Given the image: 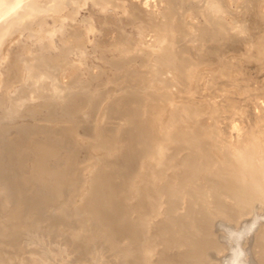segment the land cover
<instances>
[{"label":"bare ground","instance_id":"1","mask_svg":"<svg viewBox=\"0 0 264 264\" xmlns=\"http://www.w3.org/2000/svg\"><path fill=\"white\" fill-rule=\"evenodd\" d=\"M159 3L165 4L161 11L153 8ZM113 33L114 42L102 39ZM107 72L108 83H99ZM228 113L238 114L235 122ZM44 120L53 124H40ZM45 137L53 143L52 163L58 161L48 176L54 173L63 186V210L74 217L84 205L86 210L101 175L118 194L125 192L141 232L127 234L124 244L112 232L120 247L115 264H130L135 256L143 260L144 249L152 252L149 263L160 264L167 248L175 264H202L212 256L216 261L210 264H264V0H0V184L17 190L0 218V264H24L23 242L27 249L36 244L15 236L32 234L41 219L35 202L49 194L39 203L33 199L40 191L29 178L31 156L24 153ZM116 166L121 172L137 167L141 182H150L142 201L129 203L131 178L122 183L123 174L110 173ZM121 204L115 210L126 209ZM158 216L163 219L155 221ZM102 221L100 229L109 230ZM40 225L37 238L43 242L50 233ZM67 236L76 244L84 240Z\"/></svg>","mask_w":264,"mask_h":264},{"label":"rangeland","instance_id":"2","mask_svg":"<svg viewBox=\"0 0 264 264\" xmlns=\"http://www.w3.org/2000/svg\"><path fill=\"white\" fill-rule=\"evenodd\" d=\"M152 4H154L153 2H152ZM160 4V3H159ZM161 6H159V8L158 7H156V6H154L153 8H155V9H157V10H159V11H161L162 9H163V7H164V3H161L160 4ZM155 9H152L153 11L155 10ZM158 11V12H159ZM82 14L83 15H88V10H83L82 11ZM194 22H196V20H194ZM114 36H116V34H111V35H109V36H107V37H105L104 35H103V37H102V39H106V41H107V43L109 44V43H111V42H114V39H111V38H113ZM149 36V37H148ZM147 37H146V39L148 40L149 39V44H151L152 43V40H153V38H150V37H152L151 35H148ZM109 38V39H108ZM114 54H116L117 55V52L116 53H114ZM108 55L109 56H112V54H110V53H108ZM96 60V61H95ZM93 61L95 62V63H97V64H99V60H97V59H93ZM97 69H95V72H97L96 71ZM105 75V76H104ZM104 75H102L101 77H100V80L101 81H99V83H102V84H107L108 83V81L110 80V78L112 77V75L110 74V73H106V74H104ZM108 76V77H107ZM107 78H109L108 80H107ZM103 79H104V81H103ZM104 83H103V82ZM221 98H223V97H221ZM238 98H240V97H238ZM237 110V109H236ZM238 111V110H237ZM228 116H230V118H229V122H235V120H236V118H237V116H238V114L237 113H235L234 115L236 116H232L231 114H227ZM249 115H251L250 113H249ZM40 124H42V125H51V124H53L52 122H48V121H41L40 122ZM55 127V126H54ZM40 140V141H39ZM49 140V141H48ZM40 142V143H39ZM41 142L42 143H44V145L47 147V148H49V149H45V147H44V145L43 144H41ZM50 142V143H49ZM39 143V144H38ZM36 144V145H35ZM50 146H49V145ZM37 145H41V146H37ZM30 146H32L31 147V149H30ZM0 147H2V145L0 146ZM29 147V148H28ZM39 147V148H38ZM41 147H44V151L46 152H44L42 149L43 148H41ZM50 147H53V143L51 142V140L50 139H46V137L45 138H42V139H38L37 140V143L35 142V143H33V145H28L27 146V148L25 149V151L27 150V152H24L25 153V155L28 157V158H30V156H31V158H30V163H31V172H30V175H31V173H32V175H33V177H32V175L31 176H29V178H31L30 180H32L31 182L33 183L32 185H37V186H34V188H37V190L38 191H40V196L38 195V191L36 190V189H32L31 188V192H32V195H34L35 193H36V191L38 192V193H36V195H38V196H33L34 198V200H36V201H38V203H39V199L41 198V199H43V197H45L44 196V194H46L47 195V192H48V190H49V194L44 198V199H47L46 200V202H44V199L42 200L44 203H42V201H40V203L39 204H37V202H35L34 200V202L36 203L35 205V207H33V209H36V210H34V211H36V213L38 214V216L40 215V220H39V222L36 224V225H34L33 226V228H32V234H30V235H28V237H26L25 236V233H23V232H19L18 234H16V236L15 237H18L19 239H22L23 238V240L26 238L27 240H29V241H36V244H33V245H31V246H29V249H27L26 248V246H25V244H24V242H23V244H22V250H21V248H20V250L21 251H19V254L22 256V259L24 260V261H26L24 264H32V261H33V264L35 263V264H40L41 262V264H88L89 262H90V259H92L91 260V262L89 263V264H104V263H107V262H109L110 264H115L116 262H115V255L116 254H114V253H117V249L118 250H120V247L118 246V244L119 243H117V244H115V242H117L116 240L117 239H114V238H117V236H118V239H120L121 240V244H124L125 242H128L127 241V238H128V235H129V237L131 236V234H132V236H138L137 235V231H138V229H139V231L141 230V228L138 226V224H137V218L135 217V214H133L132 213V210H131V208L129 207V205H128V203H127V201H126V199H125V192H124V194H123V192L121 193L120 192V194H118L119 192H117V191H119V189H118V187L116 188V189H118V190H115L114 189V186H113V183L111 184L110 182V180L109 179H107V178H109V177H107V176H105V175H101L100 177H101V180H100V177H99V179L97 180V183H98V186L96 187V192L97 193H99V194H97L95 191V193H96V195H99V196H97L96 197V195H95V199H93L94 198V194L95 193H93V197H90L91 199H93L94 201L93 202H95L96 201V204H93L92 203V205H90L91 203L90 202H92V200L91 199H89L86 203H88L87 205L88 206H86L87 208H86V210H88L89 208H91V210L94 208V207H96V208H94V210H92V211H94V213H91L92 211H90L89 213H87L88 211H86L85 210V205H84V212H83V208L81 209H79L78 211H79V214H78V212H77V217H76V215H75V217H74V215L73 214H71L69 211H65V210H63V194H64V192L62 191L63 190V186L62 185H60V183H59V181H57V180H55L56 178L53 176L54 175V173L52 174V175H49L48 176V174H51V173H49V172H53L52 171V166H57L58 165V161H56V162H53L52 163V156H53V154H52V152L51 151H49V150H51L50 149ZM34 149V151L37 153H34V151H31V150H33ZM36 148H38V149H36ZM36 149V150H35ZM29 150V151H28ZM38 150V151H37ZM2 151V150H1ZM40 151V152H39ZM41 151H43L42 153H41ZM48 151V152H47ZM52 151H54V150H52ZM31 154H30V153ZM33 152V153H32ZM38 152L42 155L43 153L45 154V158H43L41 155H39L38 154ZM49 152H51V153H49ZM47 153H49L48 155H47ZM28 154V155H27ZM33 154V155H32ZM51 154V155H50ZM35 155H36V157H35ZM38 155H39V157L41 158V159H39V157H38ZM49 157V156H51V157H47V156ZM48 159H47V158ZM43 158V159H42ZM3 157H0V163H2L3 162ZM34 159L35 160H37V161H39L40 162V164H42V162H44V160H45V162H46V159H47V162H46V164L45 163H43L41 166H39L38 164H36V165H38V166H36V165H34V163L35 162H37V161H34ZM42 161V162H41ZM49 161V162H48ZM34 162V163H33ZM45 164V165H44ZM52 164V165H51ZM33 166V167H32ZM42 166L44 167V169L42 168ZM35 167V168H34ZM38 168V170H40L39 172H35V171H37L36 169ZM39 167H41L44 171L46 170L48 173H47V175H45L46 174V172H43V170L41 169V168H39ZM118 166H116V167H111V168H109V170H110V173L112 174V175H117V172H118V174H119V172L121 173V174H123V180L124 181H122V183L123 182H125V178L128 176V177H130L131 178V182L129 181L127 184H126V188H128V191H127V196H128V200H129V203H138V199H139V202L140 201H142L143 200V197L144 196H147V191H149V189L150 188H152V186H151V184L150 185H147V183L149 182V181H146V182H141V180H142V176H137L136 175V172H137V167L135 168L134 167V170L131 168H129V167H124L125 169H123V171L121 172V171H118ZM35 169V170H34ZM34 170V171H33ZM50 170V171H49ZM42 171V172H41ZM128 171H130V173L129 174H127L126 172H128ZM34 172V173H33ZM42 174H41V173ZM37 173V174H36ZM41 175H40V174ZM45 173V174H44ZM34 174L36 175V177L38 178V177H40V178H36V177H34ZM39 174V176H37ZM44 174V175H43ZM136 175V176H135ZM46 178V180L43 178ZM50 176H53L54 178H52V177H50ZM126 176V177H125ZM43 179H42V178ZM102 177H107V178H104V181L102 182ZM36 178V179H35ZM34 179V180H33ZM42 180V181H38V180ZM48 179V180H47ZM51 179V180H50ZM35 180H36V182H35ZM53 180H54V182H58L57 184H55L54 185V183H52L53 182ZM108 180H109V182H108ZM45 181V184L43 183ZM46 181L48 182H51V184H53L52 186L53 187H44V186H42L41 184H39L40 182H42V184H44V185H51V184H49V183H46ZM101 182H102V184H101ZM35 183V184H34ZM96 183V184H97ZM110 185L111 184V186H108V184ZM150 183V182H149ZM39 184V185H38ZM60 186H59V185ZM103 184L105 185V186H103ZM57 185V186H56ZM100 185V186H99ZM125 185V184H124ZM0 201L2 200V202H0V218H2L6 213H7V211H9L10 209H11V207H12V205L14 204V202H15V200H16V195H17V190L14 188V187H11L8 183H2V184H0ZM40 186V187H39ZM55 186V187H54ZM60 187H61V189H60ZM98 187H101V190H99L98 189ZM107 187H111L109 190H107ZM47 188V189H46ZM51 188H52V190H51ZM53 188H54V190H53ZM57 188H58V190H57ZM104 188V189H103ZM120 188V187H119ZM140 188V189H139ZM1 190H3V191H1ZM34 190V191H33ZM47 190V191H46ZM104 190V191H103ZM112 190V191H111ZM115 192H114V191ZM50 191H53V192H50ZM56 191H58V193L56 192ZM61 191H62V193H61ZM102 192L103 194H101L100 192ZM136 191H140V193L138 194V193H135ZM33 192H35V193H33ZM54 192H56V193H54ZM104 192H107V193H109V197H108V195H107V197H105V194H107V193H105L104 194ZM114 194H113V193ZM117 192V193H116ZM44 193V194H43ZM61 193V194H60ZM111 193V194H110ZM8 194V195H7ZM59 196H58V195ZM116 194H118V195H116ZM122 194V195H121ZM5 195V196H4ZM53 195V196H52ZM104 195V196H103ZM116 196V197H112V199L110 198L111 196ZM120 195V196H119ZM42 196V197H41ZM49 196H51L52 197V199H51V197H49ZM57 196V197H56ZM133 196V197H132ZM9 197V198H8ZM36 197V198H35ZM38 197V198H37ZM56 197V198H55ZM102 197V198H101ZM134 197H136L135 199H134ZM50 200H52V201H50ZM100 200V198H101V200L102 199H107V202H104V200H102V203H104V205L101 203V200L99 201L98 199ZM116 198V201H118V198L120 199L116 204H117V206H119L121 203H123V202H125V204L123 203V205L121 204V207H123V206H125V208L126 209H124V207L122 208L123 209V211H124V213L123 214H128L129 213V216H130V218H129V216L128 215H126V217L124 216H122L123 214L122 213H120V215H119V212H123L122 211V209H120V210H115V208H118L117 206H116V204H115V206H114V203L111 201V200H114ZM122 198H124L125 199V201L123 200V202H120L121 200H122ZM55 199V200H54ZM57 199V200H56ZM60 199V201H58ZM109 199H110V201H109ZM91 200V201H90ZM57 201V202H56ZM49 202V204H47ZM56 202V204H54ZM97 202H99V203H101L102 204V210H101V207L98 209V207L99 206H101V204L100 205H98L99 203H97ZM110 202V203H109ZM42 203V205H43V207H41L42 205H40ZM51 203H53L52 205H51ZM105 203H109L108 204V207H109V205H112V207H113V209L115 210V213L117 214L118 213V217L119 216H121V217H119L120 219L121 218H123V219H125V221L123 220V219H121L122 221H124V222H122V221H120V219H118V217H116L114 214L115 213H113L114 212V210L112 209V208H110L109 207V209H107V208H105V207H107V206H105ZM112 203V204H111ZM120 203V204H119ZM3 204H4V206H3ZM44 204L46 205V207H44ZM119 204V205H118ZM40 205V206H39ZM60 205V206H59ZM62 205V206H61ZM93 205H95V206H93ZM2 206V207H1ZM39 208H38V207ZM52 206V207H51ZM55 206H57L56 208H55ZM89 206H91V207H89ZM105 206V207H104ZM128 206V207H127ZM59 207V208H58ZM115 207V208H114ZM120 207V206H119ZM44 208V209H43ZM107 209V210H109V211H107V210H105V209ZM56 210L57 212H55L54 210ZM57 209H59V210H57ZM62 209V210H61ZM97 209H98V211H97ZM104 209V210H103ZM41 211V213H40V211ZM54 212V213H52V211ZM80 210H82V213L84 214H82L81 213V211ZM90 210V209H89ZM99 212V214L96 212ZM113 210V211H112ZM128 210V211H127ZM3 211V212H2ZM45 211V212H44ZM59 211V212H58ZM86 211V212H85ZM103 211H105V212H107L108 213V215H109V217H108V215H107V213H104L105 215H107V216H105L104 214H103ZM111 211V212H110ZM127 211V212H126ZM44 212V213H43ZM51 213L52 214V218H53V220L55 221V220H57L56 222H54V221H51L52 220V218H49V217H51V215L49 214L48 215V213ZM61 212H64L63 214H64V216H61L60 214H62ZM100 212H102L101 214H100ZM111 214H110V213ZM131 212V213H130ZM55 213H57L58 214V217L59 216H61V217H57V214H55ZM98 215H97V214ZM113 213V214H112ZM37 214H36V217H37ZM43 214H45V215H43ZM62 214V215H63ZM89 214V215H88ZM91 214H92V216H93V214H94V216L92 217L91 216ZM130 214H132V215H130ZM53 215H55V216H53ZM101 215H103L102 216V218H100L99 220L100 221H96L95 220V216H97L98 218H99V216L101 217ZM110 215H111V219H113V217H114V219L116 218V220H109L108 221V219L107 218H110ZM48 216V217H47ZM65 216H68V217H65ZM78 216H79V220L77 219L78 218ZM89 216H90V218H89ZM113 216V217H112ZM55 217H56V219H55ZM64 217V218H63ZM69 217H70V219H69ZM74 217V218H73ZM80 217H81V219H80ZM83 217H84V220H87L85 223H84V220H83ZM86 217H88L87 219H85ZM92 217V218H91ZM105 217V218H104ZM58 218V219H57ZM68 218V219H67ZM94 218V220H91V219H93ZM97 218V219H98ZM65 219V220H64ZM76 219V220H75ZM93 222H97V225H95V223L93 224L90 220ZM104 220V223H108V224H111L110 223V221L112 222V224L110 225V226H108V224L107 225H105V226H107V228H109V230L107 229V230H105V227H104V231H102L103 229H100V227L101 228H103V226H104V224H103V221L102 220ZM130 219H131V221H130ZM161 219H163V216H158V217H156V219H155V221H159V220H161ZM42 220H43V222H42ZM62 222H61V221ZM66 222L67 220H69V221H67L66 223H70V221H71V223L69 224V225H67V224H62V223H65L64 221ZM75 220V221H74ZM105 220H107V221H105ZM61 223H60V222ZM81 221H83V222H81ZM90 221V222H89ZM102 221V222H101ZM113 221H116L118 224H116V226H114L115 225V223H113ZM52 222H54L53 224H51ZM57 222H59L58 223V225L60 226H58L57 227V225H55V223L57 224ZM76 222H77V224H76ZM102 224H101V223ZM128 222V223H127ZM131 222V223H130ZM47 223H49V224H47ZM101 225H103V226H101ZM122 223H125V224H127L128 225V227H126L125 226V224H123L122 225ZM40 224H42V225H44L45 226V228H46V231H47V233H50L49 235H47L46 234V237H45V241H38V238H37V234H39V233H42V231H40V229L43 227V226H41ZM72 224H73V226H72ZM82 225L84 228H82V229H80V230H78L79 231V233L78 232H75V228L74 227H76V228H78L79 227V225ZM114 224V225H113ZM130 224V225H129ZM62 225V226H61ZM67 225V226H66ZM76 225V226H75ZM77 225H78V227H77ZM85 225V226H84ZM92 225V226H91ZM94 225V226H93ZM136 225V226H135ZM56 226V227H55ZM100 226V227H99ZM112 226V227H111ZM114 226V227H113ZM120 226V227H119ZM122 226H124V228H126L127 229V231H128V233H126V229H124ZM133 227V229L131 228V227ZM63 227V228H62ZM66 227H68V228H66V230L68 229H70V231H65V234L64 233H62L64 230L63 229H65ZM87 227H89V228H87ZM93 227V228H92ZM118 227L119 228H123V229H119L118 230ZM135 227V228H134ZM138 227V228H137ZM55 228H57L55 231H54V229ZM59 228H60V230H59ZM74 228V229H73ZM81 228V227H80ZM87 228V229H86ZM90 228H92V229H90ZM96 228V229H95ZM97 228H99V230L97 229ZM113 228V229H112ZM130 228V229H129ZM50 229V230H49ZM53 230V232H52V230ZM72 229V230H71ZM84 229L85 230H87V231H85V232H87V234L86 233H84ZM96 231H95V230ZM114 229H115V231H114ZM129 229V230H128ZM135 229H137V231L135 230ZM110 230H113V231H111V233H110V236H109V231ZM120 230H121V232H120ZM123 230H125V232L123 231ZM131 230V231H130ZM59 231H62V232H60V233H57V232H59ZM73 233H72V232ZM91 233H89V232ZM95 231V232H94ZM102 231V233H99V232H101ZM134 231H136V232H134ZM57 233V234H55V233ZM69 232H70V234H71V236H74V237H76V241L77 240H79V242L82 240V239H86V238H88V239H86L85 241L83 240V242L81 241L80 243H78V244H80V245H78V244H76V243H73V242H71V241H69V239L67 240V234H69ZM112 232H116L115 234H114V238L113 237H111L112 235H113V233ZM124 234H123V233ZM141 232V231H140ZM140 232L138 233V234H140ZM99 233V234H98ZM108 233V234H107ZM136 233V234H135ZM64 234V235H63ZM76 234V235H75ZM83 234H85V237H84V235L82 236ZM91 235V237L89 236V235ZM95 234H97L96 236L98 237V239H97V237L95 236ZM102 234H105V235H102ZM112 234V235H111ZM119 234H120V238H119ZM128 234V235H127ZM135 234V235H134ZM61 237H60V236ZM77 235H79V236H77ZM94 235V236H93ZM109 236V238H108V236ZM143 235H145L144 233H143ZM67 236V237H66ZM70 236V235H69ZM89 236V237H88ZM102 236V237H101ZM104 236V237H103ZM25 237V238H24ZM96 237V238H95ZM111 237V238H110ZM124 237V238H123ZM127 237V238H126ZM82 238V239H81ZM92 238V239H91ZM95 238V239H94ZM108 238V239H107ZM122 238V239H121ZM89 239H91V240H95V241H90ZM103 241H102V240ZM105 239V240H104ZM110 239H112V240H110ZM88 240V241H87ZM113 241L114 243H108V241ZM69 241V242H68ZM98 241V242H97ZM101 241V242H100ZM119 241V240H118ZM137 241H138V239L137 240H135L134 241V244L136 245V247L138 248V244H136L137 243ZM57 242V243H56ZM60 242V243H59ZM78 242V241H77ZM85 242V243H84ZM87 242H91L90 244H88ZM136 242V243H135ZM66 243V244H65ZM87 243V244H86ZM98 243H100V244H98ZM101 243H103V244H101ZM105 243H107V245L108 244H110V246L112 245V248H110V246H107V247H109V249L107 248V247H105L104 246V244ZM60 246H59V245ZM64 244V245H63ZM115 244V245H114ZM58 245V246H57ZM56 246V247H55ZM61 246H63V247H61ZM66 247V249H65V247ZM69 246V247H68ZM71 246V247H70ZM79 248H78V247ZM117 246H118V248H117ZM121 247H122V245H120ZM52 247V248H51ZM54 247V248H53ZM101 247H102V249H101ZM115 247V248H114ZM50 248V249H49ZM69 248V249H68ZM57 249V250H56ZM61 249V250H60ZM69 251H68V250ZM111 249H112V252H111ZM182 250H183V248H181ZM34 250H35V254L37 255V257H36V255H34V254H32V252L34 253ZM48 250V251H47ZM59 250L61 251V252H59ZM65 250L67 251V253L65 252ZM100 250V251H99ZM143 250V249H142ZM159 250L160 249H158L157 250V253L159 252ZM53 251V252H52ZM95 251V252H94ZM37 252V253H36ZM43 252V253H42ZM99 254H98V253ZM103 252V253H102ZM31 255H30V254ZM50 253H51V255H50ZM57 253V255H55ZM69 253V254H68ZM118 253H119V251H118ZM144 257H143V260L141 259V257L140 256H138V257H136L135 256V258L133 257L132 258V260H131V263L130 264H144L145 262H146V264L147 263H149V259L151 258V256H152V252H150V251H145V249H144ZM59 254V255H58ZM64 254V255H63ZM68 254V255H67ZM98 254V255H97ZM39 255L40 256H42V257H39ZM63 255V256H62ZM66 255V256H65ZM97 255V257H95ZM169 255V256H168ZM58 256V257H57ZM93 256V257H92ZM172 253H170V251H169V249L167 248V253H166V255H165V257L162 259V261L160 262V264H175L174 262H176V260L175 259H173L172 258ZM66 258V259H62V258ZM46 258H47V260H46ZM56 258V259H55ZM68 258V259H67ZM212 258V259H211ZM206 257L205 259H204V262L202 263V264H210L209 262H212V260L213 261H216V259L214 260V258H213V256L212 257ZM33 259V260H32ZM52 259V260H51ZM96 259V260H95ZM173 259V260H172ZM46 260V261H45ZM21 261V260H20ZM34 261H36V262H34ZM114 261V262H113ZM178 261V260H177ZM48 262V263H47ZM50 262V263H49ZM60 262V263H59ZM180 262H181V260H180ZM180 262H177L178 264L180 263ZM149 264H151V260H150V263ZM153 264V263H152ZM154 264H156V263H154Z\"/></svg>","mask_w":264,"mask_h":264}]
</instances>
